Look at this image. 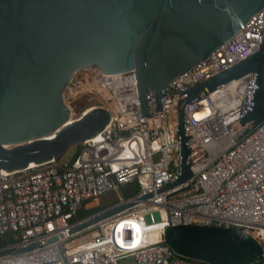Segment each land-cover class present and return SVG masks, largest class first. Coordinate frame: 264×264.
I'll return each mask as SVG.
<instances>
[{
	"label": "built area",
	"instance_id": "1",
	"mask_svg": "<svg viewBox=\"0 0 264 264\" xmlns=\"http://www.w3.org/2000/svg\"><path fill=\"white\" fill-rule=\"evenodd\" d=\"M263 35L264 9L210 58L176 78L164 93L162 112L149 118H140L134 71L112 77L97 69L82 71L67 92L69 99L103 94L115 103L107 107L111 121L69 157L2 172L0 236L17 234L19 241L0 252L35 248L0 255V264H204L176 255L164 243L166 228L179 225L237 229L264 249V120L255 127L240 124L253 103L254 74L185 107L192 178L184 187L190 189L160 192L180 170V95L256 54ZM91 108L76 115L71 107V122ZM131 183L137 194L122 199L120 188ZM109 193L118 203L76 218L82 207L93 209L89 204ZM126 202L134 204L71 233L72 227ZM153 212L159 213L158 222ZM254 264H264V257Z\"/></svg>",
	"mask_w": 264,
	"mask_h": 264
},
{
	"label": "water",
	"instance_id": "2",
	"mask_svg": "<svg viewBox=\"0 0 264 264\" xmlns=\"http://www.w3.org/2000/svg\"><path fill=\"white\" fill-rule=\"evenodd\" d=\"M263 9L264 0H0V176L62 158L110 123L111 110L102 106L71 122L65 94L79 72L97 69L112 77L134 71L140 118L153 117L176 78L210 58ZM249 74L256 76V90L240 124L255 127L264 120V35L256 54L180 95V170L160 192L190 189L184 187L192 178L185 107ZM133 204L104 210L70 231ZM163 239L176 255L205 264H254L264 257L263 246L237 229L170 226Z\"/></svg>",
	"mask_w": 264,
	"mask_h": 264
},
{
	"label": "rangeland",
	"instance_id": "3",
	"mask_svg": "<svg viewBox=\"0 0 264 264\" xmlns=\"http://www.w3.org/2000/svg\"><path fill=\"white\" fill-rule=\"evenodd\" d=\"M81 77H82V73L80 72L75 76L74 79H76V81L78 82L81 79ZM70 87H73V85L71 84ZM65 101L70 107L73 108L76 115L82 113L86 108H91L94 106L109 107L111 109H113L115 106L114 102H109L108 100H106L103 94H99L97 92H94L93 94L90 95L80 94L76 100L69 99V94L66 92ZM76 149L77 147H74L65 156L69 157L70 155L74 154L76 152ZM116 203H118V197L116 196V194L109 193L103 197L97 198L96 200L93 201V203L89 204V206L92 205L93 209L99 211L109 208L110 206H113V204ZM152 216L155 222H158L160 220L158 212H153ZM144 219L147 224L151 222L149 215H146Z\"/></svg>",
	"mask_w": 264,
	"mask_h": 264
},
{
	"label": "trees",
	"instance_id": "4",
	"mask_svg": "<svg viewBox=\"0 0 264 264\" xmlns=\"http://www.w3.org/2000/svg\"><path fill=\"white\" fill-rule=\"evenodd\" d=\"M82 110V109H81ZM80 148V145L77 146L76 152H78ZM138 192L137 186H135V183L128 184L124 187H121L119 190V195L122 197V199H129L133 198ZM96 209H90V210H85L83 207L79 210L77 213V219L85 218L89 216L90 214L96 212ZM19 241V236L17 234H7L0 236V247H5L9 244H13ZM187 259V258H185ZM191 260V259H187ZM193 261V260H192ZM203 263V262H200ZM205 264V263H204Z\"/></svg>",
	"mask_w": 264,
	"mask_h": 264
}]
</instances>
